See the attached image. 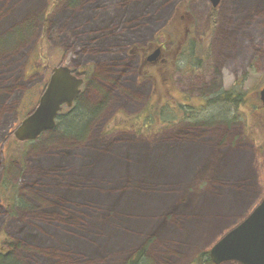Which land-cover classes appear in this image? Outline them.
Listing matches in <instances>:
<instances>
[{"label":"rangeland","instance_id":"1","mask_svg":"<svg viewBox=\"0 0 264 264\" xmlns=\"http://www.w3.org/2000/svg\"><path fill=\"white\" fill-rule=\"evenodd\" d=\"M215 8L203 0H0V249L2 240L15 244L14 253L24 264H124L152 240L147 246L152 264H193L254 211L264 198V107L259 99L264 0H223ZM179 30H189L195 35L191 40L206 47L207 61L202 73L196 72L208 80H197L182 61L178 85L214 96L223 63L222 90L239 84L248 95L235 124L230 119L235 113L221 106L194 113L186 125L211 120L206 121L210 143L203 147L173 142L171 136L182 134L173 116L166 122L153 114L154 123L146 119L153 134L112 127V121L155 103L150 73L160 64L139 69V54L147 42L162 40L170 47L176 40L165 39L163 32ZM103 46L113 49L110 56L100 54ZM133 46L136 54L129 56ZM59 66L87 72L80 102L105 106L101 113L99 108L92 116L69 119V136L75 125L89 133L96 120L88 146L75 147L70 139L65 143L58 131L32 143L18 142L15 130L36 108ZM164 70L157 72L161 79L172 74ZM122 80L124 91L115 95ZM101 82L108 83L107 98ZM163 83L168 87L170 81ZM221 115L236 144L230 147L226 140L221 146L213 180L204 182L201 175L193 182V173L212 159V144L223 135L218 132L225 127ZM47 167L58 170L56 177L45 176ZM3 180L16 189L21 204L15 208L7 204L11 192H1ZM22 201L36 210L26 211ZM12 264L21 263L13 257Z\"/></svg>","mask_w":264,"mask_h":264},{"label":"flooded vegetation","instance_id":"2","mask_svg":"<svg viewBox=\"0 0 264 264\" xmlns=\"http://www.w3.org/2000/svg\"><path fill=\"white\" fill-rule=\"evenodd\" d=\"M222 2L223 0L220 1L219 5ZM209 3L212 6V3L211 2ZM184 34L189 35V32H185ZM172 36L174 39H176L177 33L174 32ZM225 39L226 37H224V40ZM178 44L179 43L177 41L176 42L174 41L171 43V46L168 47L167 42L165 41L163 42L162 40L155 41L154 43L147 42V44H145L146 47L144 48V51H140V54H139L140 56V68L139 69L146 70L150 68L151 66L155 68V65H159V64L161 65L163 63H168L169 60L172 62V69L170 70L172 74H168V78L163 80V81H170L168 87L164 85V93L166 91L169 93V96H170V104L172 106L171 116H173V119H175V121H172V123L175 124V126L178 128V131L182 130V134H181V137H178V138L176 134H174V136H171V139L176 145L192 144L195 146L203 147L210 143V140L208 138V134L210 132H209V129L206 128V126L208 125L206 121H211V120L198 121V123H196V121H193V123H190V125H186L189 121L194 120L195 118L194 113L199 114L201 111L204 112V110L209 109L210 108L209 106L211 105L221 106L223 107V111L224 109H228L229 111H231V115L233 112L235 113L234 118L233 117L230 118L232 119V124H235V120H237L238 118L240 109L242 107V103L246 101L248 95H247V92H243L242 89H240L239 84L233 85L230 88V90H222L221 86L222 84H224L223 82V70H224L223 63L221 64L218 70V75H217L218 76L217 82L219 84V90L217 91V94H215L214 96L205 95V94L202 95V94H193V93H189L188 91H186L182 86L178 85V80L176 78L177 66L179 63L181 64L184 63L183 64L184 68L190 69L195 76H198L199 73L196 71L197 70L200 71L201 69H203V65L207 61V57L206 58L204 57L206 47L191 48L189 46H184L183 44L182 45H178ZM136 49L137 48L133 46L128 51L127 54L129 56L135 55L137 51ZM157 52H159L157 58L152 60L154 56L157 54ZM168 52H170V55H167ZM206 53H207V50H206ZM156 69H161V68H156ZM72 71L77 77L84 79V85L82 87V93H83L84 88L88 82L87 72L79 73L77 69H74ZM170 72H167V73H170ZM200 72L202 73V71ZM162 73L163 72L160 71L159 74L162 75ZM207 78L208 77L206 76L205 77L198 76L196 79L207 82L206 81L208 80ZM160 79H158L157 81L156 79L154 80L151 79V80H153L154 85H156V82H159ZM159 91H162L161 88L160 87L156 88V90L154 91V98H157L156 95L158 94ZM82 93L75 99V102L72 108H68L67 106L63 107L59 120L62 119L64 121L67 115L71 117L77 111V109L81 106V103H82V102L80 103ZM259 99H260V102L262 103L261 93H259ZM262 107H264L263 103H262ZM67 110H69V112ZM148 111L147 109H143L142 111L138 112L137 114H134L133 116L132 115L126 116V118H124L121 122L112 121L113 123L112 127L123 130V132H129V131L138 132L141 135H146L149 132L150 134H153L154 128L152 126H147L146 124V119H148V116H147ZM76 116L77 115L75 114L73 117H76ZM221 118H222V121L225 127H224V130H218V132L219 134L223 133V135L219 138H216L214 145L212 144L213 146L212 159L209 160V162L205 165L204 169L200 170V172L193 173L192 175L193 182H196L194 179L198 178L201 175L204 176V182L208 183L211 180H213V178L217 176L216 172L218 171V167L222 160V153H221L222 147L221 146L225 144L226 140L231 141L230 147H233V145L236 144L237 137L231 131L230 123L227 122L228 120L226 121L224 115H221ZM152 123H154L153 118H152ZM92 126L90 127L89 132L91 131ZM53 131H50V132H53ZM225 134L226 135L232 134L234 135V137L223 139L222 137L225 136ZM184 136H187V138L183 139ZM2 248L3 246L0 249L1 253L5 251L6 247H4L3 249ZM225 263H228V262H225Z\"/></svg>","mask_w":264,"mask_h":264},{"label":"water","instance_id":"3","mask_svg":"<svg viewBox=\"0 0 264 264\" xmlns=\"http://www.w3.org/2000/svg\"><path fill=\"white\" fill-rule=\"evenodd\" d=\"M209 1L213 7H217L221 0ZM83 84L84 80L73 75L68 67L54 69L38 106L15 130V138L22 143L33 142L42 134L54 130L63 106L73 107ZM261 101L264 104V89ZM210 258L213 264H264V198L241 224L213 246Z\"/></svg>","mask_w":264,"mask_h":264},{"label":"trees","instance_id":"4","mask_svg":"<svg viewBox=\"0 0 264 264\" xmlns=\"http://www.w3.org/2000/svg\"><path fill=\"white\" fill-rule=\"evenodd\" d=\"M212 18H213V15H212ZM193 29H191V32H193V34H196V31L193 30ZM179 31L180 32H177V31H171V32L170 31H164L162 35H163V37L165 39L166 38L167 39L170 38L171 40L178 41V43H179V40H182V39L186 40L185 41L186 44L179 43L178 45H182L183 44L184 46H189L191 48H199V46L197 44H195L194 41L191 40L192 38L195 37V35H190V34L189 35H184V34L181 33V32H183V30H179ZM174 32L177 33V38L176 39H174L173 36H172V34H174ZM184 32H185V30H184ZM186 32H189V30H186ZM104 46L100 49V54L102 55L105 52V56L108 57V56H110L112 54L113 49L109 48V47L104 48ZM97 51H99V49ZM167 55H170V52H168ZM99 65L101 66V64H99ZM171 67H172V62L169 60L168 63H163V64L160 65L161 69H157L156 71H154V73L151 72L150 74L152 76H150V77L152 79H156V81H157L158 79H160V77L157 75V72H158V74L160 73V71L163 72L164 68H165L164 71L170 72V68ZM163 80H164V76H162V81L156 82L155 88H158L159 86H162L164 88ZM123 83H124V81L122 80L117 85V87L115 89V92H113L115 95H119V94H121L124 91L123 88H122L123 87ZM107 84L104 83V82L101 84L104 87L103 88L104 90L100 89V91H102L101 93H102V95L104 97H106L107 93L109 94V92L106 91L108 89V85ZM105 88H107V89H105ZM156 96H157V98H155V103L153 105H151L150 109L149 108L147 109V111L149 110L148 114H147L148 118L151 117V115L153 114L156 117L159 116V118H161V120H163L165 122L169 121V119H170V117L172 115V109L170 108L171 105H170L169 93L166 92V91L164 93V89H163L162 91H159ZM83 103L84 102L81 103V106L77 109V111L71 117H69L68 119H65L64 121L62 119H61L62 121L58 119L57 128L55 130V131H58V133L60 132L59 134L61 135V137L64 138L63 142L67 143L68 141L71 140L73 142V144L75 145V147H77V145L88 146V145H86V143L89 141V137L88 136H89L90 132L88 133L86 130H84L82 128L77 129V127L75 125L74 128H73V136H69L66 133L68 127L70 128L69 119L73 120V118H74L73 116L75 114L77 116H79L80 119H82L84 117H87L88 115L92 116L96 112V111H94L95 109H99L100 108V113H101L104 110V107H105V106L103 108L102 107H97L98 106L97 105V106L91 108V107H88V106L86 107ZM151 119H152V117H151ZM94 121H96V120L94 119L93 123H94ZM153 122H155L154 119H153ZM93 123L91 124V126L92 125L94 126ZM54 142H56V141H54ZM72 146L73 145L67 146L68 150L65 148L66 152H64V154H65L66 157H68L69 150H70V148ZM59 155H61V154H59ZM65 156H63V157H65ZM65 159H67V158H65ZM47 168L48 169L46 171H44L45 172V176L47 175L48 178H50V176L52 177V175H53V177H56L55 175H57L58 170L49 169V167H47ZM53 181H54V179H53ZM72 181H67V182H71L72 183ZM1 185H2L1 186L2 187L1 192L4 195H7L9 192H11V194L7 195V198L9 200V202H7V204L8 205H12L13 208H15V205L16 204L18 205L20 203L19 202L20 200L18 201V197H16L15 194H14L16 189H14L7 180H3ZM22 206H23V209H25L28 212H34V210H36V208L33 205H30V204H28V202H25V201H22ZM152 242L153 241L150 240V243H146L143 247L137 249L135 251L134 255L131 256L124 264H152V260L149 258L148 251H147V246L149 244H151ZM1 244H2L3 248L6 247L7 251H3L2 253L0 252V264H12L13 257H16L20 261L21 264H24L23 260L21 258H18L16 256V254L14 253L15 252L14 251L15 244L12 245V243L8 242V240H2ZM11 246H12V249H11ZM193 264H212L209 252H205V253L200 254L197 258H195Z\"/></svg>","mask_w":264,"mask_h":264},{"label":"bare ground","instance_id":"5","mask_svg":"<svg viewBox=\"0 0 264 264\" xmlns=\"http://www.w3.org/2000/svg\"><path fill=\"white\" fill-rule=\"evenodd\" d=\"M203 1H208V2H210L209 0H203ZM23 27H24V25H20V26L16 27V28H17L16 30L22 29ZM6 37H7V36H6ZM7 40H9V42H11L10 39H7Z\"/></svg>","mask_w":264,"mask_h":264}]
</instances>
